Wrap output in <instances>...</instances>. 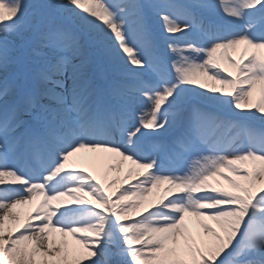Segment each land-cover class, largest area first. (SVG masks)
Masks as SVG:
<instances>
[{
	"label": "snow or ice",
	"instance_id": "6c2138e0",
	"mask_svg": "<svg viewBox=\"0 0 264 264\" xmlns=\"http://www.w3.org/2000/svg\"><path fill=\"white\" fill-rule=\"evenodd\" d=\"M0 264H264V0H0Z\"/></svg>",
	"mask_w": 264,
	"mask_h": 264
},
{
	"label": "rangeland",
	"instance_id": "374dc122",
	"mask_svg": "<svg viewBox=\"0 0 264 264\" xmlns=\"http://www.w3.org/2000/svg\"><path fill=\"white\" fill-rule=\"evenodd\" d=\"M184 1H185V0H184ZM32 2H36V0H32ZM65 2H66V0H65ZM175 2H176V3H181V0H175ZM186 2H188V0H186ZM228 111L235 112L236 114H238V118H240V116L242 115V114H240V113L238 112V110H235V109H230V110H228ZM238 118H237V119H238ZM85 155H88V154H85ZM74 160L77 161V166H78V167H87V168L89 167V164L87 163V161L81 159V157H80V158H79V157L74 158ZM191 163H192V159H189V160L185 163V165H184V170H185V171L188 169V167L191 166ZM130 166H131V165H130ZM134 179H135V178H134ZM134 179H133V180H134ZM126 182H131V181H126L125 179L121 180V182L118 183L114 188L109 189V194L112 195V194L117 193L118 190H122V184H123V183H126ZM161 190H162V189H161ZM160 194H162V193L160 192ZM152 199H153V197H149V201H151ZM165 202H166V201H165ZM153 210H155V209H153ZM131 215H132L133 217H138V216H139L138 213H132ZM208 223H211V222L208 221ZM212 226H213V227H216V225H215L214 223L212 224ZM68 239H69L70 242H72V238H71V237H69Z\"/></svg>",
	"mask_w": 264,
	"mask_h": 264
},
{
	"label": "bare ground",
	"instance_id": "6f19581e",
	"mask_svg": "<svg viewBox=\"0 0 264 264\" xmlns=\"http://www.w3.org/2000/svg\"><path fill=\"white\" fill-rule=\"evenodd\" d=\"M90 166V165H89ZM91 167V166H90ZM130 166H128L125 162V172H127L128 168ZM91 170H93V172L97 173L99 175L100 178H102L101 180L103 181V175L100 171H98L97 169L91 167ZM110 179H119L122 180L124 177H123V174H119V173H116V172H112L110 173V176H109ZM37 203H39V201H37ZM67 207H77V205H74L72 204L70 201L68 202L67 204ZM34 209V205L33 206H30L29 209L27 210H33Z\"/></svg>",
	"mask_w": 264,
	"mask_h": 264
}]
</instances>
